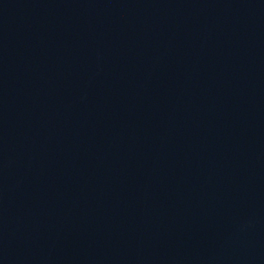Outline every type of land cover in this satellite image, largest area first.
<instances>
[{
    "label": "water",
    "instance_id": "water-1",
    "mask_svg": "<svg viewBox=\"0 0 264 264\" xmlns=\"http://www.w3.org/2000/svg\"><path fill=\"white\" fill-rule=\"evenodd\" d=\"M0 264H264V0H0Z\"/></svg>",
    "mask_w": 264,
    "mask_h": 264
}]
</instances>
